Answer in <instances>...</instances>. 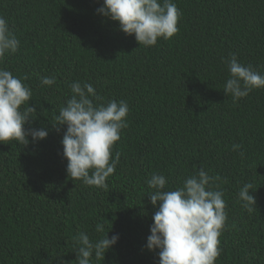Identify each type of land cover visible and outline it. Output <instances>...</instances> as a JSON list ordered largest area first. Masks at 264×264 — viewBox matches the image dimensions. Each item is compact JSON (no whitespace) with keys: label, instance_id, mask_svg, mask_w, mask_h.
I'll return each mask as SVG.
<instances>
[{"label":"trees","instance_id":"obj_1","mask_svg":"<svg viewBox=\"0 0 264 264\" xmlns=\"http://www.w3.org/2000/svg\"><path fill=\"white\" fill-rule=\"evenodd\" d=\"M173 2L178 32L146 47L97 13L103 0H0V16L20 41L0 67L27 77L31 127L48 131L28 145L0 143V264H77L80 232L93 242L119 235L91 264H158V250L145 247L158 209L146 181L163 174L174 190L200 167L226 204L215 264H264V87L236 103L223 91L232 54L264 75V0ZM43 76L55 83L41 85ZM75 81L92 83L100 102L129 107L106 189L67 176L66 126L52 125ZM245 183L251 211L237 195Z\"/></svg>","mask_w":264,"mask_h":264},{"label":"clouds","instance_id":"obj_2","mask_svg":"<svg viewBox=\"0 0 264 264\" xmlns=\"http://www.w3.org/2000/svg\"><path fill=\"white\" fill-rule=\"evenodd\" d=\"M98 14L118 22L119 30L134 35L139 45L154 46L158 38L169 39L178 32L180 11L173 0H103ZM19 39L12 33L8 21L0 16V62L6 55L15 54ZM229 77L223 85L225 95L233 103L247 97L253 89L264 87V75L251 65H242L235 54L225 61ZM27 77H23L26 80ZM11 71L0 67V143L15 141L28 145L47 137L48 131L31 127L36 106H29L31 89ZM41 85L51 86L55 77H40ZM72 95L60 107L52 124L57 131L66 126L60 141L62 156L67 160L68 177L82 180L87 186L107 188L106 179L115 172L120 153L112 156L113 145L119 141L121 130L127 127L129 107L125 101L100 102L92 83L75 81L70 84ZM29 125V127H25ZM240 145H233L237 150ZM216 178L203 167L185 178L181 186L167 190V178L152 173L146 181L151 190L149 202L158 209L152 215L145 247L158 250V264H215L222 249L219 237L227 214L223 192L213 189ZM251 183L238 192L243 206L251 211L255 197L250 194ZM96 232L103 233L104 225L97 224ZM77 264H91L92 257H103L115 245L118 234H106L93 242L80 232L74 237Z\"/></svg>","mask_w":264,"mask_h":264}]
</instances>
